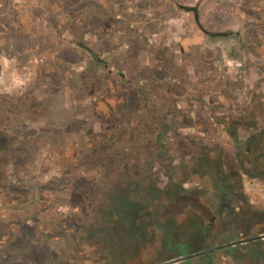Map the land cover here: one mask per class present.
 Here are the masks:
<instances>
[{
	"label": "rangeland",
	"instance_id": "374dc122",
	"mask_svg": "<svg viewBox=\"0 0 264 264\" xmlns=\"http://www.w3.org/2000/svg\"><path fill=\"white\" fill-rule=\"evenodd\" d=\"M262 134L264 0H0V175L32 182L0 186L2 264L264 235ZM189 261L264 264V239Z\"/></svg>",
	"mask_w": 264,
	"mask_h": 264
},
{
	"label": "flooded vegetation",
	"instance_id": "af4514ba",
	"mask_svg": "<svg viewBox=\"0 0 264 264\" xmlns=\"http://www.w3.org/2000/svg\"><path fill=\"white\" fill-rule=\"evenodd\" d=\"M182 9H184V10H187V11H193V10H190V9H188L187 8V6H184V5H182V6H180ZM195 7V6H194ZM197 8V7H196ZM197 11H198V8H197ZM194 12V11H193ZM194 15H195V19H196V23H197V25L199 26V28L203 31V32H205V33H207L208 35H210V36H215V35H211L210 33H208V32H206L204 29H202L201 27H200V25H201V23H200V25L198 24V21L200 22V20H199V13H197V16H196V14H195V12H194ZM202 26V25H201ZM214 34H216V33H214ZM226 36H228V35H231L232 34V32H226ZM216 36H218V35H216ZM94 57L96 58V60L98 61V62H100V63H104L105 61H103L101 58H97V56L94 54ZM106 63V62H105ZM110 72H112V70H109ZM121 77H124V74L122 73L121 74ZM2 136H0V138H1ZM8 171V174H9V177H8V179L6 178V174H4L3 173V175H0V186L1 187H5V188H10V187H13V186H19V185H22V184H25L26 186L27 185H31L30 183H32V182H30V181H27V182H25L21 177H17V176H15L14 175V172L16 173V170H15V168L13 167L12 168V164L8 167V169H7ZM4 202L3 204H2V207L3 206H5L6 204H5V198L3 197V196H1L0 195V202ZM15 201H17V200H15ZM13 202V201H12ZM6 207V206H5ZM3 209H4V207H3ZM2 208H1V206H0V225L2 224V223H4V221H5V210H3ZM5 244H6V236L1 232V228H0V253H1V249L5 246ZM3 260H1L0 259V264H2L1 262H2Z\"/></svg>",
	"mask_w": 264,
	"mask_h": 264
},
{
	"label": "water",
	"instance_id": "95a60500",
	"mask_svg": "<svg viewBox=\"0 0 264 264\" xmlns=\"http://www.w3.org/2000/svg\"><path fill=\"white\" fill-rule=\"evenodd\" d=\"M188 9L193 10L195 12L196 16H197L198 11H197L196 7H189ZM198 24L200 25L199 21H198ZM200 27L203 29V27L201 25H200ZM210 34L211 35H215V36L216 35H218V36H226L227 35L226 33H216V34L210 33ZM257 239H264V235H260L258 237L245 239V240H241V241L232 242V243H229V244L220 245V246H217V247L209 249V250H205V251H202V252H199V253H195V254H191V255H188V256H184V257H181L179 259H175V260H172V261H169V262H165V263H162V264L178 263L180 261H185V260L200 256V255H203V254L212 253V252H215L217 250H220V249H223V248H226V247H229V246H234V245H237V244H241V243H245V242H249V241H253V240H257Z\"/></svg>",
	"mask_w": 264,
	"mask_h": 264
},
{
	"label": "trees",
	"instance_id": "16d2710c",
	"mask_svg": "<svg viewBox=\"0 0 264 264\" xmlns=\"http://www.w3.org/2000/svg\"><path fill=\"white\" fill-rule=\"evenodd\" d=\"M230 131H232V134L235 136V132H234V130L232 129V130H230ZM261 136V135H260ZM262 136H264V134H262ZM245 151V150H244ZM189 259H188V261L186 262V264H189Z\"/></svg>",
	"mask_w": 264,
	"mask_h": 264
}]
</instances>
